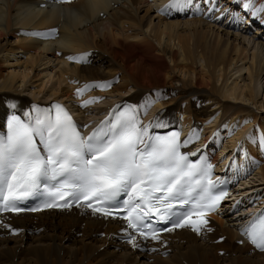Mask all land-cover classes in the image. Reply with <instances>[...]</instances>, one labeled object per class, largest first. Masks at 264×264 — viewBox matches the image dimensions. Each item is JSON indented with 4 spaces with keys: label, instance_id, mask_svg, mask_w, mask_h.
I'll list each match as a JSON object with an SVG mask.
<instances>
[{
    "label": "bare ground",
    "instance_id": "6f19581e",
    "mask_svg": "<svg viewBox=\"0 0 264 264\" xmlns=\"http://www.w3.org/2000/svg\"><path fill=\"white\" fill-rule=\"evenodd\" d=\"M156 1L155 5H160L164 0ZM148 3L78 0L64 7H49L41 0H0V91L10 90L0 94V121L10 101L16 102L18 109L35 105L18 94L33 83L34 68L51 62L52 68L59 64L57 78L53 81L46 68L41 73L37 70L33 77L42 80L37 91H30L33 100L43 91V99L65 95L77 100L76 86L109 79L115 82L108 90L97 89V94L116 100L126 93L129 99L148 98L153 101L152 113L159 111L161 119L185 114L183 120H193L195 132L199 125L214 127L219 119L233 118L239 123L235 134L240 137L251 132L248 126L253 119H259L264 130V116L253 109H264V42L219 30L202 16L158 15ZM142 6L146 8L141 12ZM61 13L56 39L44 42L32 36V32L56 28ZM70 53H84L92 59L81 66L69 64L63 60ZM13 54L25 59L11 64L8 61ZM244 70L246 75L238 81ZM48 83L50 87L44 88ZM72 106L80 110L79 104ZM205 129L206 138L212 129ZM257 178L262 185L246 187V192L257 195V188L264 192V165ZM213 219L216 231L206 238L188 231L166 236L168 246L163 256L160 252L146 253L141 242V248L134 249L117 235L121 228L118 221L104 220L80 208L20 214L13 217V223L21 233L0 237V264H82L97 253L119 258L120 262L110 264H264V252L244 242L235 243L242 217L226 224L222 217ZM219 236L224 240L214 243ZM218 250L224 252L219 255Z\"/></svg>",
    "mask_w": 264,
    "mask_h": 264
},
{
    "label": "snow or ice",
    "instance_id": "6c2138e0",
    "mask_svg": "<svg viewBox=\"0 0 264 264\" xmlns=\"http://www.w3.org/2000/svg\"><path fill=\"white\" fill-rule=\"evenodd\" d=\"M232 2L241 6L244 15L225 9L217 20L230 16V23L258 20L264 25V3L256 7L253 0ZM217 3L218 0H200L199 4L196 0H169L166 8L183 12L208 6L207 14H211L217 11ZM86 57L82 54L68 59L84 63ZM114 82L86 84L77 88L75 95ZM99 99L83 100L79 107ZM152 102L145 98L138 103L117 104L87 134L80 131L70 110L59 102L48 107L33 105L22 115L17 114L16 102H8L4 131H0V214L76 206L83 212L123 221L121 234L134 249L141 248V240L160 241L161 233L175 229L189 227L199 234L209 224L208 214L216 211L228 195L223 190L228 181L212 178L215 166L203 154L207 145L182 151L193 143L194 133L181 138L179 130L154 132L174 128L160 118V113L147 124L142 122L141 114ZM217 135L214 132L209 142ZM247 139L256 138L250 132ZM256 147L264 150V132L256 139ZM192 157L198 159L193 162ZM228 166L237 170L243 167L231 159ZM34 197H42L40 205L30 209L20 206ZM239 203L233 205L234 210ZM249 215L241 232L255 249L264 251V209ZM2 226L12 234L21 231L11 225Z\"/></svg>",
    "mask_w": 264,
    "mask_h": 264
},
{
    "label": "rangeland",
    "instance_id": "374dc122",
    "mask_svg": "<svg viewBox=\"0 0 264 264\" xmlns=\"http://www.w3.org/2000/svg\"><path fill=\"white\" fill-rule=\"evenodd\" d=\"M148 4H151V3H148ZM152 5V4H151ZM146 7L145 6H142L141 7V12L145 9ZM212 25V24H211ZM212 26H214L215 28H217V29H219V30H223V31H225L226 29H221V28H219V27H217V26H215V25H212ZM226 31H228L229 33H231V34H238L239 32H231V31H229V30H226ZM239 35V34H238ZM245 37V36H244ZM247 38V37H246ZM17 56V58H15V56H14V54L11 56L12 57V59H11V57H10V60L8 61L9 63H11V64H13V62H16L17 60H24L25 58H23V56H20L19 54L18 55H16ZM22 57V58H21ZM54 65V63H49V64H45V65H41V66H39L36 70H35V68L33 69V71L31 72V76H32V79H31V81L33 82V83H30V84H28V90L27 91H25L27 94H29L30 95V91H37L38 89H39V83L41 82V80H42V78L41 79H38V77H36V76H34L33 77V75H35L36 73H37V70L39 71L38 73H41V70L42 69H48V71H50V73H51V79L54 81L56 78H57V76L55 75V72H58V67H59V64H57V66H55L54 68H52V66ZM44 67V68H43ZM56 68V70H54ZM19 69H22V67H20ZM18 69V70H19ZM55 75V76H54ZM236 76L238 75L237 73L235 74ZM246 75V71L244 70V71H242V73H241V75L239 76V77H237L236 78V76L233 78V79H239L238 81H240L241 80V78L243 77V76H245ZM54 78V79H53ZM261 80H262V82L264 83V72L262 73V75H261ZM38 81V82H37ZM235 81V80H234ZM50 85H51V83H48L47 85H45V87L44 88H49L50 87ZM63 86H65V84H62ZM61 85V88H60V91L58 92L59 94H60V92H61V89L63 88V86ZM8 91H10L8 88H5V89H3V90H1L0 91V94L1 93H3V92H8ZM128 93H126V94H124V95H127ZM124 95H122V96H124ZM39 97H40V95H39ZM39 97H37V98H35L36 100H39ZM63 97H66V98H68V99H74V98H69V97H67V96H65V95H63ZM62 97V98H63ZM28 98V97H27ZM30 98H32V96L30 95ZM63 100V99H62ZM114 100H116V99H114ZM261 99H259V101H260ZM74 101H78V100H76V99H74ZM236 103H241V102H239V101H235ZM73 104H78V103H73ZM72 104V105H73ZM203 106H205V107H208V105H211V104H207V103H203L202 104ZM251 107H253V106H251ZM210 109H213V107L212 106H210ZM253 109H254V107H253ZM257 110H259V111H262V112H260V113H258V112H255V110H254V112L255 113H257L258 115H260V116H264V109H257ZM209 124V123H208ZM208 124H205L204 125V127L205 128H208L209 129V125ZM251 127V126H250ZM237 131V129H235V132ZM234 132V133H235ZM240 137L237 135V138H235V139H232L231 140V142H233L234 140H240L239 139ZM231 144V143H230ZM252 185H254V184H252ZM252 185H250V187L252 186ZM250 187H247V188H249V189H251ZM254 187H258V186H254ZM258 189H260L261 190V188H258ZM257 189V190H258ZM256 190V191H257ZM246 191H249V190H245V192ZM248 193V192H247ZM29 234H30V232H29ZM103 260H109V263H107V264H110V263H113V262H120V260H119V258L118 257H114V256H108V255H104V254H102V253H97V254H94V255H92V256H89V257H87V258H85L83 261H82V264H101L100 262L101 261H103ZM120 264H131V262H125V263H120Z\"/></svg>",
    "mask_w": 264,
    "mask_h": 264
}]
</instances>
